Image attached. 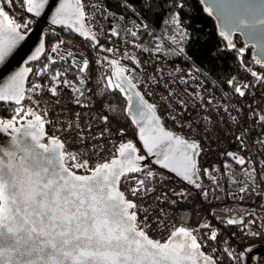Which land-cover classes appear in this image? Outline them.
<instances>
[{
  "label": "snow or ice",
  "instance_id": "snow-or-ice-1",
  "mask_svg": "<svg viewBox=\"0 0 264 264\" xmlns=\"http://www.w3.org/2000/svg\"><path fill=\"white\" fill-rule=\"evenodd\" d=\"M7 2L11 5L13 0ZM47 2L48 0H22L23 11L40 16ZM164 3L167 5L169 0H164ZM146 6L151 9L150 5ZM182 9V0H171L170 6L166 9L171 15L164 23L179 28L178 32L172 29L173 34L168 39L180 46L177 49L170 47L169 54L191 61L192 58L187 53V44L191 42L190 36L177 15ZM89 20L90 16L82 0H60L52 23L61 24L71 32L79 33L90 41H96L97 34L90 27H86V21ZM258 23L264 25V19H259ZM240 26L250 25L241 20ZM27 30L28 21L17 22L0 8V62L5 60L18 41L25 38L24 32ZM129 32L132 37L139 39L136 31L129 29ZM111 35H117L116 29L111 30ZM63 43L65 42L59 41L50 50L51 53L58 54L59 60L65 59L64 54L59 52V46ZM98 46L105 50L102 45L92 44L93 48ZM229 47H232L231 43ZM106 51L111 53L114 49L107 48ZM143 51L148 52L149 49L144 48ZM155 51H163L160 44H156ZM41 53L46 55L47 61L42 67L36 71L32 67H25L0 86V101L14 103L17 106L16 114L10 120L0 121V131L11 130L18 134L13 136L10 148H0V264H214L213 257L201 250L202 244L198 242L192 229L184 226L175 227L163 242L149 236L148 233L154 225L148 208L137 204L128 196L143 199L152 192L153 189L148 187V181L155 173L144 170L143 178L140 179L130 175L140 173L143 166L139 162L146 159L144 155L137 154L139 149L131 140L120 143L115 148L116 155L110 160L97 163L93 167L81 154L68 151L61 137L46 136L44 127L47 123L45 119L47 111L41 114L33 107H25L22 104L26 99L25 91L32 94L27 96L29 103L38 104L39 101L33 99V95H40L47 89L48 93L55 97L58 94L55 86L57 83L69 87L72 82L62 79L69 69L56 70L54 73L49 69V63L54 66L56 59L46 51L45 41H41L29 59L39 61ZM67 55L72 56L73 53L68 52ZM108 63L112 66V72L111 77L107 79L106 89L118 90L119 94L127 95L129 90L137 88L139 81L134 83L125 75V68L120 65L119 60H109ZM89 64L87 58L81 61L73 59V65L77 70L76 79L80 85H86L88 81V76L81 74L88 72ZM29 73L45 80L50 75L51 83L44 85L31 83L25 90L24 81ZM251 76L264 84V77L255 71L251 72ZM180 81L187 83L183 76L180 77ZM227 83L232 85L234 93L239 97L246 95V92L234 83V79H229ZM249 87L251 86L248 84L243 85L244 89ZM72 90L78 93L74 96V103L78 107L89 108L90 105L81 100L85 95L83 89L73 87ZM97 95L102 96L103 90ZM133 95L137 102L131 123L141 125L137 135L142 141L143 149L148 154H153L155 148L166 144L165 150L156 153L162 157L156 163L176 173L184 181L195 184L199 189L201 185L195 183L194 177L198 172L195 157L201 150L200 144L194 139L188 140L165 130L161 126V117L156 112L157 105L149 103L140 91H135ZM172 96L174 93L168 91L161 99L171 107L169 98ZM131 99L132 96L127 95L129 103ZM180 103L183 104L184 101ZM212 103V99H209L208 104ZM224 112L228 114L230 122L239 125L238 117L231 115L228 108H225ZM85 115L90 116L87 113ZM80 116L81 113H76L74 120L62 129L76 135L78 140L74 142L86 144L89 138L97 140L104 137L105 133L111 135L110 130L105 128L99 134L87 136L85 133L91 131V124L81 126ZM251 117L254 118V123L258 119L257 126L264 130V111L257 114L256 110H253ZM98 119L105 124L109 122L107 115H102ZM20 121L25 123L21 127H16L15 124ZM183 127L184 125H181V128ZM188 128L190 131L194 130L191 124ZM251 130L239 129L240 134L235 136L242 149L246 147L245 140ZM125 134V129L121 128L119 135ZM43 140L47 142H42ZM259 142L264 145V140ZM226 155L234 157L235 162L240 165L252 163L232 152ZM259 164L264 165V159L260 160ZM80 170H84L85 174H80ZM204 172L207 173L208 169ZM255 173L256 169L253 168L246 175L254 182ZM261 179H264V176ZM129 180H134L135 184L127 187L126 191H121L119 187L121 183ZM240 191L245 192L246 188L241 187ZM174 195L185 197L186 194L180 192ZM156 199L167 202L161 196ZM170 203L175 206L177 201L173 200ZM141 210L145 213L143 219L139 216ZM163 212L161 209V213ZM225 223L241 224L242 229L248 227L241 220L231 218ZM251 223L256 222L253 220ZM155 226L165 227L158 217ZM208 227H210L208 224L199 225V228ZM207 239L216 240L217 232L211 231ZM225 251L231 256L230 251Z\"/></svg>",
  "mask_w": 264,
  "mask_h": 264
},
{
  "label": "built area",
  "instance_id": "built-area-1",
  "mask_svg": "<svg viewBox=\"0 0 264 264\" xmlns=\"http://www.w3.org/2000/svg\"><path fill=\"white\" fill-rule=\"evenodd\" d=\"M82 3L86 5V12L90 16V20L86 21L87 26L97 34V39L105 50L114 49L111 53L106 51L107 55L120 62L130 63L137 71L139 91L149 103L157 105L156 112L161 117L162 127L188 140L194 139L201 146L198 162L203 169V181L199 189L195 187V184H190L175 175H163V170L150 162L140 173L130 174L140 179L143 178L144 170H151L155 173L154 177L148 181V187L153 189L152 192L143 199L128 196L137 204L148 208L154 225L148 233L149 236L163 242L175 227L184 226L197 230L200 229L199 225L208 224L210 227L202 237L198 238V242L202 244L201 250L213 257L217 264H243L239 254L244 247L254 244L264 245V179H261L264 176V165L259 164V161L264 159V145L259 141L264 140V137L256 134L255 130L259 121L256 119L254 123V118L251 117L253 110H256L257 114L264 111V89L259 87L260 81L252 77L251 72L255 71L264 77V69L258 67L251 57L247 64H241V68L247 73V78L239 86L246 92V95L239 97L237 94L236 103L226 105L221 97L207 86L197 67H185L173 61L152 60L144 55L142 46L137 47L141 45L138 41L118 35L112 36L113 28L108 21V7L105 0H82ZM10 7L14 14L22 19L21 23L28 21V30H30L35 20L14 1ZM44 33L45 36L47 34L54 36L51 44L46 46V51L53 55L56 63L66 66L69 64L75 68L73 59L81 61L87 58L90 62L88 72L85 74L88 76V81L82 87L85 95L81 97L83 103L90 105L89 108L78 107L74 103V96L78 93L73 92L72 86L64 87L57 83L55 86L58 94L55 97L51 96L47 89L40 95H33V99L39 101L38 104H30L27 96L32 94L25 91L26 99L22 101L25 107H33L41 114L47 111L45 118L47 123L44 127L46 136L61 137L68 151L81 154L82 158L89 160L93 167L97 163L110 160L116 155L115 148L120 143L129 140L139 149V155L147 158L131 127L115 120L98 101L93 69L98 66L107 82V79L111 77V74L107 73L109 68L107 62L100 57L98 52L92 53L82 39L74 36L65 28L47 27ZM59 41L65 42L59 46V52L65 56L64 60H59L57 53L50 52L51 47ZM68 52H72L73 55L68 56ZM126 53L127 56H125ZM43 57L47 62L45 54ZM177 69L179 71H176ZM181 76L187 81L186 84L180 81ZM31 83L49 84L51 78L50 75L47 80L29 78L25 90L30 87ZM244 84L251 87L244 89ZM168 91L174 93V96L169 98L171 107L161 99L162 96L167 95ZM209 99L213 101L210 105L208 104ZM180 101L184 103L181 104ZM16 107L14 103H0V119L10 120L16 114ZM225 108L229 109L231 115L238 117L239 125L230 122L228 114L224 112ZM76 113H81L79 120L81 126L91 124V131L85 133L87 136L99 134L105 128L110 130L111 135L105 133L104 137L97 140L89 138L86 144L74 142L78 140L76 135L69 134L62 129L74 120ZM86 113L90 116L85 115ZM102 115L109 117L107 124L98 119ZM205 117L208 119H204ZM24 122L20 121L19 124ZM189 124L192 125L193 131L189 130ZM17 125L18 123L15 124ZM181 125L184 127L181 128ZM121 128L126 132L123 136L119 135ZM244 128L252 130L248 132L245 140L246 147L242 149L239 142L235 140V136L240 134L239 129ZM42 142H47V140ZM228 152L244 157L252 163L237 164L234 157L226 155ZM253 168L256 169L254 182L246 175ZM205 169H208L207 173L204 172ZM80 174H85L84 170H80ZM134 184V180L123 182L120 190L126 191L127 187ZM217 185L220 187L214 189ZM241 187H245L246 191L241 192ZM180 192H184L185 197L174 195ZM205 193H207L206 196ZM158 196L167 202L157 201ZM173 200L177 201L175 206L170 203ZM161 209L164 210L163 213ZM144 215V211L141 210L140 218L143 219ZM157 217L165 227L155 226ZM229 218L241 220L248 227L242 229L241 224L227 225L225 222ZM253 220L255 224L251 223ZM213 230L217 232V239L208 240L207 237ZM252 233L258 234L252 235ZM225 250L230 251L231 256ZM255 264H264L263 254L255 257Z\"/></svg>",
  "mask_w": 264,
  "mask_h": 264
},
{
  "label": "trees",
  "instance_id": "trees-1",
  "mask_svg": "<svg viewBox=\"0 0 264 264\" xmlns=\"http://www.w3.org/2000/svg\"><path fill=\"white\" fill-rule=\"evenodd\" d=\"M13 1L18 7L23 8L22 0ZM105 2L108 7V21L111 27L116 29L118 36L138 41L142 46V51L144 48H148L149 51H143V53L152 60L173 61L185 67H197L203 75L207 86L221 97L224 104L236 103L237 94L234 93V88L227 81L234 79V83L239 86L241 82L246 80L247 73L241 68V64L248 63L249 52H238L236 48L241 46L238 41L235 49L229 48L218 36L212 20L196 0H182L183 9L177 13L190 36L191 42L187 44V53L191 56V61H186L183 57L169 54L171 46L167 43L162 44L163 51H155L158 35L172 34L173 25L164 23V20L170 18L171 15L166 11L171 4V0H169L167 5L164 3V0H105ZM6 3L7 0H0V8H3L10 15V10ZM146 5H150L151 9ZM129 29L136 31L139 39L132 37ZM153 33L155 34L154 36L152 35ZM53 40L54 36L47 34L45 36L46 46L48 47ZM82 40L92 53L97 52L87 39ZM171 48L174 49L173 47ZM44 63L43 57L36 63L30 64L29 67H32L36 71ZM120 65L125 68V75L129 76L134 83L137 82L138 73L134 67L128 62H120ZM64 68L69 69L64 78L72 82L71 86L82 88L83 85H80L76 79L77 70L75 68L69 64L68 66L61 63H55L54 66L53 64H49V69L52 72ZM107 73L111 74L110 67ZM30 78L44 80L43 77L35 76L33 73H31ZM93 80L96 92L98 93L103 90L102 96L97 95L101 107L115 120L129 125L134 131L126 116L127 99L119 94L118 90L105 88L107 82L98 66H95L93 69ZM259 87L264 89V84H261ZM137 89L139 90L138 84ZM255 132L258 136L264 137V130L261 127L257 126ZM196 165L199 178L198 184H201L203 181V169L198 162V156ZM162 174L169 175L165 171H162ZM219 187L217 185L214 189ZM206 230L207 228H200L194 230V234L197 238H200L205 234Z\"/></svg>",
  "mask_w": 264,
  "mask_h": 264
},
{
  "label": "water",
  "instance_id": "water-1",
  "mask_svg": "<svg viewBox=\"0 0 264 264\" xmlns=\"http://www.w3.org/2000/svg\"><path fill=\"white\" fill-rule=\"evenodd\" d=\"M196 1L200 4V6L210 17L218 36L224 41V43L228 47L231 43L232 47L229 48L235 49L236 43L237 41H239L241 46L239 48H236L237 51L240 53H245L246 51H248L254 63L258 67L264 69V25L258 23L259 19H264V0ZM59 5L60 0H48V2L44 5V8L41 10L40 16H35L33 13H27L30 17L35 20V24L30 30L24 33L25 38L17 42V44L8 54L5 60L0 62V86H3L7 81H9V79L15 73L21 71L25 67H29L30 64H34L37 62L30 60L29 57H31L35 53L36 49L40 46L41 41H45L44 30L47 27L65 28L61 24L52 23V20L56 15V11ZM241 20H244L245 23L250 26L241 27ZM86 27H88L87 24ZM67 30L79 39H87L85 37L80 36L79 33L71 32L69 29ZM221 33H223V35H221ZM225 37H227V39ZM88 41L91 44L97 43L98 45H101L98 39L96 41ZM95 49L99 53L100 57L107 62L112 72V66L110 63H108V61L113 59L107 55L106 50H101L99 46ZM103 49L105 48L103 47ZM43 55L44 53H41L40 60L42 59ZM257 61H259L260 63H257ZM30 76L31 73H29L28 76L25 78L24 88ZM135 91L139 90L136 88L129 90V92L127 93V95L132 96V99L130 103L127 100L126 116L138 138L137 133L139 132V128L141 125H133L131 123V119L135 115V105L137 102V98L133 95ZM127 95L123 96L127 99ZM0 103L13 104L10 102L3 101H0ZM0 121L2 120L0 119ZM22 124L18 123L16 127H21ZM16 135L18 134L12 132L11 130L7 132L0 131V148H10L12 138ZM139 142L142 146V141L139 140ZM165 148L166 144H161L158 148H155L153 150V154H148L147 151L143 149L146 153L147 158L145 159V161L139 162L143 166L142 170L150 162L151 164L159 167L161 170L177 176L176 173L170 171L169 169L162 168L159 163H156L158 159L162 158L161 156L156 155V153L162 152L163 150H165ZM137 154L139 155V153ZM196 159L197 156L195 157V160ZM177 177L182 179V177L180 176ZM194 180L195 182L199 181L198 174H196ZM261 254L264 255V245L254 244L251 246L244 247V250L239 254V256H241L243 264H255V257ZM214 264H217L215 260Z\"/></svg>",
  "mask_w": 264,
  "mask_h": 264
},
{
  "label": "rangeland",
  "instance_id": "rangeland-1",
  "mask_svg": "<svg viewBox=\"0 0 264 264\" xmlns=\"http://www.w3.org/2000/svg\"><path fill=\"white\" fill-rule=\"evenodd\" d=\"M6 4H7V7L9 8V10H10V16H11V17H15V18H17V19H16L17 22H20V23H21V20H22V19L18 18V17L14 14V11L9 7V3H8V2H7ZM173 29H175L177 32L179 31V28H178L176 25H173ZM172 34H173V33H172ZM172 34L166 33V34H164V36H159V35H158V37H157V39H156V44H160V45H161V48H162V44H163V43H167V44H169L171 47H173L174 49H177L180 45H178V44H173L172 41H171L170 39H168V37H170ZM177 39H179L178 36H177ZM156 44H155V46H156ZM158 58H160V57H158Z\"/></svg>",
  "mask_w": 264,
  "mask_h": 264
}]
</instances>
